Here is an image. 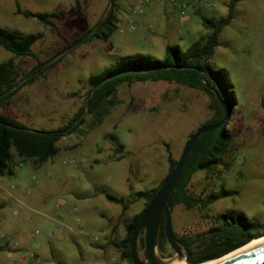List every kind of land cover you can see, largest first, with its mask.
Segmentation results:
<instances>
[{"label":"rangeland","instance_id":"obj_1","mask_svg":"<svg viewBox=\"0 0 264 264\" xmlns=\"http://www.w3.org/2000/svg\"><path fill=\"white\" fill-rule=\"evenodd\" d=\"M16 1L23 10L53 15L48 19L57 31L17 14L15 0H0V27L38 35L32 49L40 61L94 27L109 4ZM229 2L115 0L117 30L107 40L94 38L57 55L58 62L0 111L32 129L63 127L83 104L91 74L123 55L162 59L167 44L185 49L209 33L202 18H224ZM234 2L233 19L208 60L225 74L235 95L225 124L235 134L231 165L199 171L188 185L192 196L228 194L206 208H170L171 229L178 235L205 232L224 213L228 225L244 235L264 236V0ZM139 4L143 12L136 14ZM11 57L23 73L36 64L0 47V62ZM210 115V96L200 88L167 81L122 84L101 120L94 123L85 110L84 123L60 138L58 152L46 163L37 166L14 155V173L0 177V264H130L119 257V243L128 219L144 205L134 193L159 184L168 174V152L178 161L189 135ZM107 194L129 208L122 211ZM173 254L168 246L163 258ZM138 255L144 259L143 249Z\"/></svg>","mask_w":264,"mask_h":264},{"label":"trees","instance_id":"obj_2","mask_svg":"<svg viewBox=\"0 0 264 264\" xmlns=\"http://www.w3.org/2000/svg\"><path fill=\"white\" fill-rule=\"evenodd\" d=\"M114 4L115 0H109L107 9L94 27L86 30L73 41L67 42L62 50L44 61H40L32 49L33 44L38 39V35L34 33L20 35L0 27L1 48L14 57H30L36 62L32 70L27 73H23L17 67L12 57L0 62V108L16 95L23 86L33 83L42 76L46 70L59 61L60 57L55 59L54 57L62 54L71 46L78 43H86L94 38L107 40L117 30ZM234 5V0H230L227 15L219 20L203 17L201 24L209 33L194 41L185 49L167 44L164 48L162 59H152L138 53L123 55L112 66L105 68L99 73L91 74L87 78L90 88L85 94L83 104L63 127L51 130L32 129L9 114L0 111V177L14 173L13 170L16 165L14 155L22 161L31 160L37 166L46 163L58 152L57 142L60 138L74 133L84 123L85 119H80V117L85 110L87 116H90L94 123L101 120L100 117L112 105L113 96L117 88L122 84L131 85L137 81H167L192 88H200L210 96L211 109L210 117L202 125L216 124L222 119L224 113L211 88H214L219 98L230 106L235 104V95L232 85L225 74L221 70L212 67L208 60L212 56L215 47L219 45L220 32L233 19ZM15 7L17 14L25 18H34L40 24L50 26L57 31V27L48 19L53 15L23 10L16 0ZM177 66H194L200 69L201 72L192 68L183 69ZM107 78H109L107 81L98 86ZM204 83L207 86H204ZM6 124L20 127L22 130L7 127ZM192 134L189 135V138ZM234 137L235 134L228 131L226 125L199 136L187 158L179 179L168 196L167 203L170 208L178 204H182L187 208H206L228 194V192L223 191L205 198L192 196L189 193L188 185L194 174L199 171L213 173L219 167L227 169L231 165L230 159L233 153L232 142ZM120 149H122V146L119 144V150H116V152H121ZM167 163L169 173L177 163L169 152L167 154ZM164 178L157 186L134 193V200H143L144 205L140 212L128 219L125 225V234L119 243V257L121 260L133 264L131 261L133 232ZM105 198L110 203L119 205L122 211H126L129 208V203L122 198L109 194L105 195ZM218 215L216 226L210 227L205 232L195 235H178L172 231L173 237L181 247L187 263L196 264L218 258L251 239L263 235H244L239 232L241 231L239 228L228 225L226 214ZM237 215L243 219L242 214ZM163 221L164 217L162 216L157 233L156 247L160 255L165 257L168 251V243L164 236ZM138 248H144L141 235L138 238Z\"/></svg>","mask_w":264,"mask_h":264},{"label":"water","instance_id":"obj_3","mask_svg":"<svg viewBox=\"0 0 264 264\" xmlns=\"http://www.w3.org/2000/svg\"><path fill=\"white\" fill-rule=\"evenodd\" d=\"M177 67L183 69L192 68L201 72L200 69L194 66H177ZM108 79L109 78L102 81L98 86H100L103 82L107 81ZM204 86H207V84L204 83ZM211 90L215 93L216 98L218 99L223 109V113H224L223 117L216 124L201 125L195 130V132L186 142L176 165L164 178L159 189L156 191V193L148 203L132 235L131 261L133 264H167L169 260L174 257L183 258V261L179 264H188L185 260V256L181 247L178 245V243L175 241L173 237V233L171 229V218H170L171 209L168 206L167 199L173 187L175 186L177 180L179 179L182 170L184 168V165L187 161V158L191 153L199 136L203 133L219 129L227 122V119L231 112V106L219 98L214 88H211ZM84 114L85 111L80 117V119L84 116ZM6 126L13 129L22 130V128L11 124H6ZM162 216L164 217V221H163L164 236L168 243V246L174 252V254L168 258H163L159 254L156 247L157 233ZM141 232H143L142 236L144 242V248H143L144 259H141L138 255V238ZM253 239H251L252 241L250 240L251 242L248 241L249 243L247 242V244L245 243L239 246L240 248L237 247L238 249L235 248L236 250L233 249L235 250L233 252L230 253L227 252L228 254L226 253V255L225 254L224 256L222 255L214 261L202 262V263L200 262L199 264H264V237L256 240Z\"/></svg>","mask_w":264,"mask_h":264},{"label":"bare ground","instance_id":"obj_4","mask_svg":"<svg viewBox=\"0 0 264 264\" xmlns=\"http://www.w3.org/2000/svg\"><path fill=\"white\" fill-rule=\"evenodd\" d=\"M264 237V236H263ZM262 236L261 237H258V238H255V239H253V240H256V239H259V238H263ZM252 241V240H251ZM250 241V242H251ZM249 243V242H248ZM247 244V243H246ZM238 248H240V247H238ZM238 248H236V249H238ZM235 249V250H236ZM235 250H232V251H230V252H233V251H235ZM229 252V253H230ZM228 254V253H227ZM226 255V254H225ZM224 256V255H223ZM219 258V257H218ZM217 258H215V259H211V260H208V261H204V262H209V261H214V260H216ZM183 261V258H176V257H174V258H172V259H170L169 260V262L167 263V264H179V263H181ZM202 263V262H201ZM189 264V263H188ZM197 264H199V263H197Z\"/></svg>","mask_w":264,"mask_h":264},{"label":"built area","instance_id":"obj_5","mask_svg":"<svg viewBox=\"0 0 264 264\" xmlns=\"http://www.w3.org/2000/svg\"><path fill=\"white\" fill-rule=\"evenodd\" d=\"M141 3H142V1H141ZM134 12L136 13V14H141L142 12H143V10H142V8H141V4H139V6L134 10ZM135 28V25L134 24H129L128 25V29L129 30H133Z\"/></svg>","mask_w":264,"mask_h":264}]
</instances>
